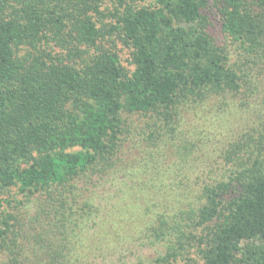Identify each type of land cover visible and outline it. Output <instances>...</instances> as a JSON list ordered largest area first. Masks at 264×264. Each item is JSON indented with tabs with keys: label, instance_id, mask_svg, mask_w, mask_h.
Segmentation results:
<instances>
[{
	"label": "trees",
	"instance_id": "16d2710c",
	"mask_svg": "<svg viewBox=\"0 0 264 264\" xmlns=\"http://www.w3.org/2000/svg\"><path fill=\"white\" fill-rule=\"evenodd\" d=\"M214 26L264 54V0H0V264H264L263 115L208 171L129 167L117 223L81 201L126 145L162 154L253 83Z\"/></svg>",
	"mask_w": 264,
	"mask_h": 264
},
{
	"label": "rangeland",
	"instance_id": "374dc122",
	"mask_svg": "<svg viewBox=\"0 0 264 264\" xmlns=\"http://www.w3.org/2000/svg\"><path fill=\"white\" fill-rule=\"evenodd\" d=\"M213 32L220 39L222 46L232 53V63H236L242 72L252 74L253 83L245 87L243 93L237 97L214 98L196 111H191L185 116L179 136L170 139L169 148H163L162 154L152 148L151 142L141 141L137 149L126 145L118 170L111 175L95 176L93 181L81 183L82 202L93 203L103 215L117 223L119 213H123V208L128 206L122 198L124 192L128 191L127 185L131 183L129 167L141 173V180L147 177L144 174L145 169L157 167V159L162 160L163 164H171V172L174 171L179 176L176 180L190 170L198 173L208 171L211 167L223 163L224 160L220 157L224 149L250 130L259 121L260 115L264 116V54L252 55L246 52L240 43L224 37L219 26H214ZM119 50H123L122 58L128 64V51L122 46H119ZM143 121L146 124L149 122L148 119ZM145 123L142 125L146 126ZM183 179L185 180L184 177ZM137 182L138 179L136 186ZM38 211L39 204L31 205L28 217L34 219ZM97 228V225L91 224V229ZM141 250L131 246L126 251L127 257L124 261H135ZM147 252L148 250L143 249L142 253ZM114 259L117 260V257L114 256Z\"/></svg>",
	"mask_w": 264,
	"mask_h": 264
}]
</instances>
